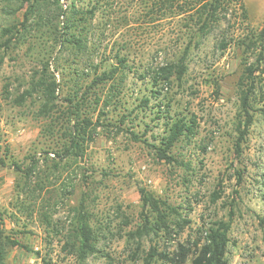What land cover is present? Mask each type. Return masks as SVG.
I'll use <instances>...</instances> for the list:
<instances>
[{"label":"rangeland","instance_id":"obj_1","mask_svg":"<svg viewBox=\"0 0 264 264\" xmlns=\"http://www.w3.org/2000/svg\"><path fill=\"white\" fill-rule=\"evenodd\" d=\"M71 1L40 0L25 26L30 4L0 0V211L5 234L22 245L8 247L6 264H143L152 243L173 251L179 242L197 239L201 227L228 219L231 209L229 263L264 264V43L250 50L244 44L264 29V0H227L221 21L203 34L192 17H165L154 0H75L78 6H98L92 41L100 49L98 60L116 64L120 55L128 63L121 92L107 116L101 115L106 127L83 157L63 153V134L48 130L37 94L20 104L35 72L49 62L51 71L58 67V103L67 106L73 83L68 72L76 65L59 48V31H51ZM189 42L182 78L153 84V71L181 56ZM246 60L258 67L254 121L237 152L238 83ZM94 91L101 89L90 90L89 104ZM89 109L96 121L100 106ZM177 119L193 131L173 147L176 160H160L153 145ZM32 158L39 168L27 182L14 163L25 169ZM141 188L177 207L176 217L189 221L184 230L178 233L175 225L171 237L153 242L150 235L134 237L145 221ZM81 210L97 236L96 251L86 258L74 235ZM138 239L141 250L134 259Z\"/></svg>","mask_w":264,"mask_h":264},{"label":"trees","instance_id":"obj_2","mask_svg":"<svg viewBox=\"0 0 264 264\" xmlns=\"http://www.w3.org/2000/svg\"><path fill=\"white\" fill-rule=\"evenodd\" d=\"M23 3L28 2L30 7L24 15L23 25L26 26L31 19V15L38 6L40 0H22ZM229 2L227 0H154V5L163 12L165 17L187 15L192 17L199 31L209 29L213 24L220 22L221 13L228 11ZM242 9L244 5L241 3ZM98 10L97 4L84 7L78 6L75 0L71 1L69 7L62 11L63 20L58 19V23L54 32L60 33L61 39L58 41L59 48L67 52L66 61L71 66L76 65L69 70L72 85L71 90L65 97L66 107L59 105V92L61 84L58 81L56 70L51 71L50 64L44 63L43 69L36 71L31 82V88L20 97V104L27 97L38 95L40 104L38 114L49 119L48 130L61 131L64 137L63 153L70 156L72 152L75 156L83 157L85 155L87 145L94 141L98 135L100 127L105 128L106 124L101 120V115L107 116V108L110 106L114 98L121 92L120 86L124 82V75L127 72V59L124 56L116 57L117 63H109L108 65L101 59L100 49L94 46L93 36V20ZM172 15V16H173ZM10 30V29H9ZM194 31L195 34H198ZM258 42L264 43V29L256 36V39H250L244 42L247 50L256 46ZM192 43L189 42L184 53L174 60H166L153 71V84H170L173 78L181 79L188 69L185 63L186 54ZM2 45L0 44V48ZM72 57V59H71ZM61 60H65L62 57ZM257 65L248 60L238 83V96L240 101V111L238 114L236 140V150L240 152L242 144L246 139L249 128L253 123V114L251 112V98L256 88V72ZM65 73V72H62ZM108 88L107 91L103 89ZM95 93L96 99L94 103H87L90 90H99ZM156 92V91H155ZM87 101V102H86ZM97 108L100 106L98 118L94 121L90 115L95 110L88 108ZM91 106V107H90ZM108 124V123H107ZM167 135L163 138L159 145H153L156 148V154L160 160L172 162L175 159L171 154L173 147L184 136H190L193 131V125L183 119H177L168 125ZM134 138L140 135L132 132ZM59 154V153H58ZM30 165L25 169L15 162V166L19 171L25 173V178L30 181L34 172L39 168L38 161L32 158ZM85 182L88 177L84 176ZM43 189V185H38ZM141 199L143 203L144 224L134 233V237L141 238L144 235L153 237L169 238L174 232L175 225L179 232L184 230L185 223L188 220H179L176 215L181 216L178 208L172 206L166 200L156 197L152 192L145 188L140 189ZM155 216L156 221L153 223ZM176 217V220L174 219ZM234 219V211L230 210L228 219H220L213 221L208 227H201L198 230L197 239L188 238L184 242H179L173 251L161 249L157 243H152L145 256L141 257L143 264H155L157 261L169 264H185L191 258L192 264H230L227 258L230 230ZM74 235L78 240V252L82 258H86L89 254L96 251V240L93 228L90 224V218L87 213L81 210L78 214L74 227ZM153 235V236H152ZM138 247L133 254L134 259L139 255L141 250V241L138 239ZM22 246L20 240L12 235L5 234L3 214L0 211V264H6L8 247ZM109 264H117L112 260Z\"/></svg>","mask_w":264,"mask_h":264}]
</instances>
